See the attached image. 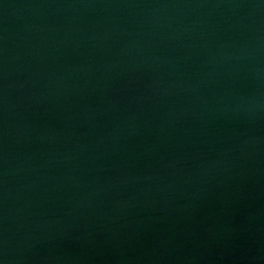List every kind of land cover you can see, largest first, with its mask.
Returning <instances> with one entry per match:
<instances>
[{"label":"water","instance_id":"obj_1","mask_svg":"<svg viewBox=\"0 0 264 264\" xmlns=\"http://www.w3.org/2000/svg\"><path fill=\"white\" fill-rule=\"evenodd\" d=\"M0 264H264V0H0Z\"/></svg>","mask_w":264,"mask_h":264}]
</instances>
